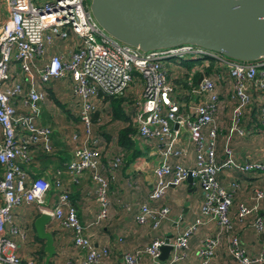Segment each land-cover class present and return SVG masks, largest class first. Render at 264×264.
<instances>
[{
  "label": "built area",
  "instance_id": "1",
  "mask_svg": "<svg viewBox=\"0 0 264 264\" xmlns=\"http://www.w3.org/2000/svg\"><path fill=\"white\" fill-rule=\"evenodd\" d=\"M2 2L7 16L0 23V264H35L32 259L22 262L14 252L13 237L24 235L14 224L12 211L23 203L35 205L39 213L48 215L49 221L71 232L73 247L85 252L81 264H96L108 256V248H95L84 230L106 219L109 183L122 165V155L113 154L105 163L101 161L97 139L90 135V113L98 93L122 96L133 80L134 72L141 79L140 102L132 118L137 137L142 142L156 141L157 152L162 155V162L153 169V181L147 193L150 203L138 206L134 221L156 229L169 213L168 206L159 203L165 189L180 184L187 175L196 180L201 200L199 214L167 242L165 236L152 237L140 250L124 253V264H137L141 254L153 264L177 263L184 258L190 236L200 225L212 220L217 228L199 242L198 264H209L222 237L226 238V250L233 264H264V241L257 254L249 255L241 246L228 217L232 195L238 188L237 181L232 180L225 187L216 179L220 168L232 169L235 162L229 150L225 151L226 158L220 164L215 160L213 114L218 107V93L214 79L200 70V79L190 89L191 99L181 110L182 105L171 97L173 87L168 81L166 65L167 59L179 62L201 58L187 75L190 84L196 70L207 66L209 58L220 62L232 80L231 96L236 100L233 127L237 125L242 108L250 103V89L262 93L258 117L264 126V57L249 62L237 61L190 44L140 51L107 34L94 20L86 0ZM70 35L78 40L75 49L42 60L48 45ZM14 61L18 64L17 73L11 67ZM60 78L70 81L83 131V138L75 143L64 172L72 183L82 173H87L97 205L94 217L84 225L79 223L59 177L52 181L43 177L27 180L18 165L19 159L27 158L29 147L49 149L50 129L37 123L39 104L45 98L42 85ZM17 98L26 107L23 113L14 110L12 101ZM179 129L187 132V139L193 146V161L189 167L179 161L169 163L165 160L169 156L181 158L185 154L184 148L176 145L175 135ZM239 169L243 173H264V160L245 159ZM51 189L56 192V197L46 206V194ZM251 199L250 205H237L235 217L241 221L252 216L251 227L263 233L264 221L259 215L263 193L254 189ZM162 245L170 246L166 261L158 259Z\"/></svg>",
  "mask_w": 264,
  "mask_h": 264
},
{
  "label": "crops",
  "instance_id": "2",
  "mask_svg": "<svg viewBox=\"0 0 264 264\" xmlns=\"http://www.w3.org/2000/svg\"><path fill=\"white\" fill-rule=\"evenodd\" d=\"M0 10L3 13V18L0 20L1 23L7 16V11L2 0H0ZM77 45V38L71 35L63 41L54 40L52 44L46 47L42 60H47L52 54H66L67 51L75 49ZM11 67L17 73V62H12ZM200 70H202L201 67L196 70V73L199 72V75ZM133 75V80L130 83L138 81V90L133 92L130 83L128 84L122 108L124 112L129 110V121L135 129L132 118L140 102L141 79L137 73L134 72ZM199 75L197 80L199 79ZM42 86L45 98L48 95L54 104L63 110L61 112L64 116L63 118L78 119L80 123L78 104L71 94V84L68 78L53 79ZM217 86L216 92L219 94V97L223 98L224 102L226 97L231 94V87L227 89L224 84H218ZM45 98L39 104L37 123L50 129L49 149L43 151L39 147L30 148L27 158L19 159L18 165L25 173L27 180L43 177L48 181H52L54 177H59L63 190L67 192L69 200L74 206L79 223L84 225L94 217L97 210L93 195V184L87 173H82L78 176L77 181L72 183L64 172L65 164L71 156L75 143L83 138V131L77 139H72L75 134L71 135L70 139L64 137L61 134L62 127L58 125L60 122L56 120L53 122L48 107L44 104ZM255 98L258 99L257 96ZM95 102L97 103V111L99 112L98 118L105 108L108 109L109 115L111 114L107 103L102 102L101 99H96ZM100 103H102V107H99ZM259 104V102L250 103L244 107V111H241L237 121V125L239 126L235 125L233 127L232 116L230 121L228 119V111L223 113L225 105L223 108L221 107V113L220 109H216L217 118L215 117L214 120L216 126V163L220 164L226 158V150H229L235 162L232 169L220 168L216 174V179L220 185L225 187L232 180H236L238 183V188L234 191L231 205L228 208V217L232 222L233 231L237 235L241 246L249 255H255L260 251L264 241V234L253 230L251 227L252 216L238 221L235 213L238 204L250 205L254 189L260 190L263 193L264 199V173H243L239 169V165L245 159L264 160V127L253 121L256 118ZM12 105L16 112L23 113L26 111V107L23 106L18 98L12 101ZM71 112L74 113V118L69 116ZM65 119H63L64 122ZM112 120L125 125L121 120ZM80 126L82 127L81 123ZM134 132L135 134L132 135V138L135 140L141 155L128 164H122L116 171L114 179L109 183V207L106 219L84 230V234L88 236L95 248H108V256L96 264H124V253L140 250L152 237H166L168 235L171 237L199 214L200 188L196 180L193 179L191 182H187L184 179L180 184L176 186L169 185L165 189L159 203L167 205L169 213L167 218L161 221L156 229H151L149 224L140 225L134 221V215L138 206L144 202L150 203L147 193L153 181V169L162 162V155L157 152V142L152 140L142 142L137 137L136 129ZM175 138L177 139L176 145L184 148L185 154L181 158L169 156L165 160L169 163L179 161L185 167L191 166L193 161V146L187 139V132L179 129ZM105 139L108 140V136ZM97 141L100 143L99 139ZM67 144L71 145V147L68 148ZM97 145L101 149V161L104 163L106 159H109L113 155V151L118 148L115 143L113 144L115 147H111L112 150L109 146L106 148L103 146V149L101 144ZM1 172L2 168L0 166V174ZM55 197L56 192L53 189L49 190L46 194L45 205H51ZM38 214L39 212L33 204H20L12 211L13 222L24 235L22 238L13 237V241L15 242L14 252L22 262L32 259L35 264H43L45 257V253L42 250L43 241L36 237L32 226V222ZM259 215L264 221V200L260 203ZM216 228V223L213 220L200 225L188 239L184 258L174 264H198L196 250L199 242L205 236L212 235ZM46 230L52 235L54 246V254L49 258L48 264H81L85 252L83 249L73 247L71 232L69 230L64 229L54 221H49L46 224ZM166 260L167 257L162 261ZM137 264L153 263L146 255L141 254ZM209 264H233L226 250L225 237H222L221 243L216 248Z\"/></svg>",
  "mask_w": 264,
  "mask_h": 264
},
{
  "label": "water",
  "instance_id": "3",
  "mask_svg": "<svg viewBox=\"0 0 264 264\" xmlns=\"http://www.w3.org/2000/svg\"><path fill=\"white\" fill-rule=\"evenodd\" d=\"M88 9L107 34L140 51L190 44L237 61L264 57V0H89ZM48 222L44 213L32 222L43 264L54 254ZM159 250L162 261L170 246Z\"/></svg>",
  "mask_w": 264,
  "mask_h": 264
},
{
  "label": "rangeland",
  "instance_id": "4",
  "mask_svg": "<svg viewBox=\"0 0 264 264\" xmlns=\"http://www.w3.org/2000/svg\"><path fill=\"white\" fill-rule=\"evenodd\" d=\"M33 1L35 2V0H33ZM2 18H3V13L0 10V20ZM259 59H261V58H259ZM258 62H259V60H258ZM166 65L168 67V72H171L172 80L176 79L178 81V80L183 79L182 77L184 76V74L186 73L188 75L190 70H191V68L189 70H186L184 68V66H182L178 61H176L174 59H167ZM217 70H218V72L213 73L214 75L212 77L214 79L215 86L218 87L217 86L218 84H224L226 86V88L229 89L232 85V80L229 78L225 68L221 65L220 62H218ZM138 85H139L138 81H134V82L130 83V86L132 87L133 92L134 91L136 92L138 90ZM178 85L179 84H175V86H178ZM255 96H257L258 99H256ZM131 97H133V96H131ZM131 97H129V98H131ZM256 102L261 103L260 93H256L253 96L252 103H256ZM235 103H236V100L231 96V94H230V96L228 95L226 97V100L224 102H223V98L220 96L218 98V107H220V108L217 107V109L218 110L220 109V113H221V107L223 108V106L225 105L226 107L224 106L223 113L228 111L227 115H229L228 119L230 121L231 116H233V110L235 109ZM44 104L47 105L53 122H54V120L60 122V124H58V125H60L62 127L61 134L68 139H70L71 135L75 134L76 139H77V137H79V135L82 133V127L80 126L78 119L73 120L72 118H69V119L63 118L64 116L61 113L63 110L60 107H58L57 105H55L54 102L52 101V99L48 95L45 98ZM227 104H228V106H227ZM99 107H102V103H100ZM107 110L108 109L105 108L104 112L101 114V116H99V118L97 117L94 121H92V133H90V135H93L92 136L93 138H95L97 136V138H95V139H99L100 143H98V141H96V142H97V144H101L103 149H104V147L106 148L109 146L110 149L112 150L111 147L114 146L113 144H114V140H115L116 131L121 126H123L122 125L123 123L113 121L110 118L109 112ZM69 116H72L74 118L75 115L73 112H71V114H69ZM215 117L217 118V110L213 114L214 120H215ZM63 119H65V122L63 121ZM102 134L108 136V140H106ZM71 144H72V142H71ZM102 144H104V145H102ZM67 147L69 148V147H71V145L69 146V144H67ZM107 160L108 159H106L105 161H107ZM263 200L264 199H262L260 201V203ZM250 203H251V200H250ZM260 203H259V209H260ZM23 204H21V205H23Z\"/></svg>",
  "mask_w": 264,
  "mask_h": 264
},
{
  "label": "trees",
  "instance_id": "5",
  "mask_svg": "<svg viewBox=\"0 0 264 264\" xmlns=\"http://www.w3.org/2000/svg\"><path fill=\"white\" fill-rule=\"evenodd\" d=\"M88 2H89V0H86L87 5H88ZM208 61H209L208 65L205 67L202 66L201 68H202V72L205 75L212 78L214 75L213 73L218 72V70H217L218 62L214 61L211 58H209ZM200 62H201V58L179 61V63L182 66H184V68L186 70H189L193 66V64H195V63L198 64ZM167 73H168V81L170 82V84L173 87L171 97L178 104L182 105L181 110H184L185 104L191 99L190 89H191V87L195 86L199 72L195 73L193 75V77H191L190 84L187 83V80H186L187 74L186 73L182 77L183 79L178 80V81L176 79L172 80L171 72H168V68H167ZM175 84H179V85L175 86ZM125 92H126V90L124 91V94L122 96H117V97L107 96V95H103L101 93H98V96H97V100L101 99L102 102H105L108 104L110 112H111L110 116L112 119L121 120L122 122L125 123V125H123L122 127H120L116 131L114 143L117 145L118 148L113 151L114 153H112V154L120 153L122 155V164H128L129 162H132L135 158H137L141 155V152H140V150H138V146H137L135 140L132 138V135L135 134V132H134L135 129L132 127V125L130 124V121H129L130 112H129V110L124 112V110L122 108V105H123L122 103L125 100V98H124ZM256 93H260V99L262 98L261 92L254 91V89L253 90L250 89V103H252L253 96ZM218 98H219V94H218ZM94 105H95L94 109L90 113V132L91 133H92V121H94L98 117V113H99L97 111V103L95 102ZM259 108H260V104L258 107L256 118L253 119V121L255 123L261 125L259 123V117H258ZM243 111H244V108H243L242 112ZM237 126H239V125H237ZM261 127H264V126L261 125ZM103 136H104V138H106L105 135H103ZM32 147L33 146L29 147V149ZM40 149H41V147H40ZM101 157H102V154H101ZM101 157H100V159H101Z\"/></svg>",
  "mask_w": 264,
  "mask_h": 264
}]
</instances>
